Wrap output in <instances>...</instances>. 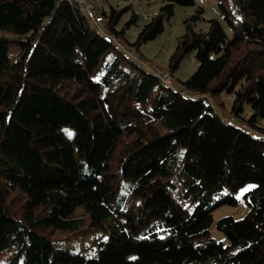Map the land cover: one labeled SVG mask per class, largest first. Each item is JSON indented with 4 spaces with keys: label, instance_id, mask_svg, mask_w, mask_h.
Listing matches in <instances>:
<instances>
[{
    "label": "trees",
    "instance_id": "1",
    "mask_svg": "<svg viewBox=\"0 0 264 264\" xmlns=\"http://www.w3.org/2000/svg\"><path fill=\"white\" fill-rule=\"evenodd\" d=\"M117 1L101 34L72 0H0V264H264V0H217L230 34L185 21L168 69L198 64L177 89L115 42L138 18L118 27ZM194 3L164 0L128 44ZM75 235L86 252L62 246Z\"/></svg>",
    "mask_w": 264,
    "mask_h": 264
},
{
    "label": "rangeland",
    "instance_id": "2",
    "mask_svg": "<svg viewBox=\"0 0 264 264\" xmlns=\"http://www.w3.org/2000/svg\"><path fill=\"white\" fill-rule=\"evenodd\" d=\"M95 3L99 11L101 10V7L104 8L105 11H108L110 6L116 8L117 6L121 5L117 0H95ZM163 3L164 0H141V2L138 4L137 0H133L131 6L122 12L117 26L121 27L129 19L130 14L133 11L138 14V18L136 19L135 23L131 22L125 26L123 36L117 41H119L121 45L124 44L123 46H125L126 51L129 55H131V57L135 56L138 59V55L140 54L143 59L148 62V66H144L139 59L138 61L140 63L138 61L137 63L143 66L145 69L152 71V66H155L158 69H161V71L167 72L172 79L171 87L177 89L184 87L182 81L194 71L198 64V61L195 57V51L191 50L185 57H183L172 74L168 69L169 57L176 46L177 38L185 30V21L188 20L190 23L193 22L192 26L195 30H206L208 28V20L210 18H216L223 24L228 34L231 32L223 23L224 19L219 12L217 0H195L194 5H175L173 8V14L170 17L163 19V29L154 38L144 42H139L135 46L128 44V42H133L135 40L136 35L142 28L143 24L149 21L150 17L144 18L143 15L153 14ZM199 9L201 11H198ZM195 13H197L199 17L191 18ZM17 54L18 48L12 46L10 48L11 58H16ZM219 97L222 103H216L215 110L220 114L229 116V108L233 100L232 95L221 92ZM249 111V106L245 104L242 115L247 116ZM252 185L253 184L249 182L234 193V196L236 197L235 204L223 203L213 210V220L209 226V233L214 239H220L223 243L226 242L223 234L215 226L219 217L223 215H231L235 218H239L248 211L249 207L243 197V193L245 190L251 188ZM84 210L85 206L80 205L76 208L74 214L79 216L83 214ZM86 235H75L72 239L63 243L62 246L65 247L70 244V246L72 245L71 247H73V249L77 252H86L88 250L87 244L90 240V236Z\"/></svg>",
    "mask_w": 264,
    "mask_h": 264
},
{
    "label": "bare ground",
    "instance_id": "3",
    "mask_svg": "<svg viewBox=\"0 0 264 264\" xmlns=\"http://www.w3.org/2000/svg\"><path fill=\"white\" fill-rule=\"evenodd\" d=\"M73 2H75L77 5H79L80 7H82V9L84 10V12L86 13V15L90 18V20L96 25V28L99 30V32H101V34L102 33H105V29H104V21H103V17H102V15H101V13H100V11H99V9H98V7L96 6V3H95V0H89V9L91 10V12H95L96 13V22H97V24H96V22H94L93 20H92V18H91V16L89 15V13L87 12V8L85 7V5H84V3L83 2H80V1H78V0H72ZM87 17V18H88ZM144 18H148L149 16H143ZM96 29V30H97ZM111 34V33H110ZM111 36V35H110ZM109 36V37H110ZM108 37V36H107ZM113 37V36H112ZM111 37V38H112ZM115 37V36H114ZM115 40H116V38H115ZM117 41V40H116ZM117 44L119 45V46H123V45H121L120 44V42L118 41L117 42ZM121 48V47H120ZM141 57V56H140ZM139 58V57H138ZM140 60V59H139ZM140 62H142V60H140ZM151 72H153V73H155V74H157L158 76H159V78H160V82L163 84V85H167L168 87L170 86L171 87V83H169L166 79H162L161 77H160V75L158 74V73H156L155 71H151ZM160 74H161V76H166V77H170L169 76V74L167 73V72H163V71H161V69H160ZM159 80V79H158ZM167 87V88H168Z\"/></svg>",
    "mask_w": 264,
    "mask_h": 264
},
{
    "label": "built area",
    "instance_id": "4",
    "mask_svg": "<svg viewBox=\"0 0 264 264\" xmlns=\"http://www.w3.org/2000/svg\"><path fill=\"white\" fill-rule=\"evenodd\" d=\"M78 1L84 3L85 7L87 8V12L91 16L92 20L94 22H96V13L95 12H91V10L89 9V0H78ZM143 16H149L150 17L151 15H143ZM96 24H97V22H96ZM138 59L142 60V64L144 66H148V62H146V60H144L142 57H139ZM151 70L155 71L156 73H158L162 79H166L169 83H172V79L170 77L161 76L160 69H158L157 67L152 66Z\"/></svg>",
    "mask_w": 264,
    "mask_h": 264
},
{
    "label": "crops",
    "instance_id": "5",
    "mask_svg": "<svg viewBox=\"0 0 264 264\" xmlns=\"http://www.w3.org/2000/svg\"><path fill=\"white\" fill-rule=\"evenodd\" d=\"M102 8V7H101Z\"/></svg>",
    "mask_w": 264,
    "mask_h": 264
}]
</instances>
